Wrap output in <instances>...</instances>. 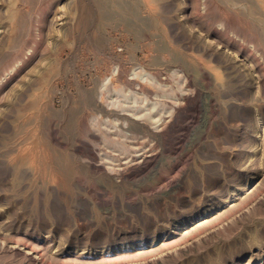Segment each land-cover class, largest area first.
I'll list each match as a JSON object with an SVG mask.
<instances>
[{
	"label": "rangeland",
	"instance_id": "1",
	"mask_svg": "<svg viewBox=\"0 0 264 264\" xmlns=\"http://www.w3.org/2000/svg\"><path fill=\"white\" fill-rule=\"evenodd\" d=\"M263 2L0 0V264H264Z\"/></svg>",
	"mask_w": 264,
	"mask_h": 264
},
{
	"label": "bare ground",
	"instance_id": "2",
	"mask_svg": "<svg viewBox=\"0 0 264 264\" xmlns=\"http://www.w3.org/2000/svg\"><path fill=\"white\" fill-rule=\"evenodd\" d=\"M244 2H245V1H244ZM144 3H145V2H144ZM263 3H264V2H263ZM139 4H140V3H139ZM152 4H153V3H152ZM244 5H245V4H244ZM250 5H251V4H250ZM245 6H246V5H245ZM152 8H153V7H152ZM154 9H155V8H154ZM152 10H153V9H152ZM261 10H262V9H261ZM262 11H263V10H262ZM192 68H193V67H192ZM193 70H194V69H193ZM194 71H195V70H194ZM115 73H116V72H115ZM135 74H136V73H135ZM135 74H134V75H135ZM188 77H189V76H188ZM131 78H132V77H131ZM186 78H187V77H186ZM109 80H110V79H109ZM186 81H187V80H186ZM130 83H131V82H130ZM186 83H187V82H186ZM188 84H189V83H188ZM103 85H104V84H103ZM105 86H106V85H105ZM105 86H104V87H105ZM197 86H199V85H197ZM197 86H196V87H197ZM104 87H103V88H104ZM106 87H107V86H106ZM190 87H191V86H190ZM194 87H195V86H194ZM191 88H192V87H191ZM191 88H190V89H191ZM196 90H197V89H196ZM201 90H202V89L198 90L196 94H195V93H193V94H190V93H189V95H186L185 98H183V99H185V102H187L188 104H189L190 102L193 103V101H194V102H195V100L197 101V97H199V96L201 95V93H202ZM203 90H204V89H203ZM194 91H195V90H194ZM189 92H190V91H189ZM184 94H185V93H184ZM186 94H187V93H186ZM204 98H205V97H204ZM179 99H180V98H179ZM199 99H200V98H199ZM206 100H207V97H206ZM179 102H180V100H179ZM202 102H203V101H202ZM181 103H182V102H181ZM178 104H179V103H178ZM180 105H181V104H180ZM193 105H194V104H193ZM186 106H187V105H186ZM184 108H186V107H184ZM201 108H202V107H201ZM173 109H175V108H173ZM181 109H182V108H181ZM180 112H182V111H180ZM136 114H137V113H136ZM180 115H181V114H180ZM170 116H171V115H170ZM141 117H142V116H141ZM153 117H154V115H153ZM161 117H162V116H161ZM176 117H177V116H176ZM150 118H151V117H150ZM171 118H172V117H171ZM173 118H174V116H173ZM152 119H153V118H152ZM155 119H156V118H155ZM155 121H156V120H155ZM172 121H173V120H172ZM167 122H168V121H167ZM161 124H162V123H161ZM165 124H167V123H165ZM169 124H170V123H169ZM172 125H173V124H172ZM172 125H171V126H172ZM166 126H167V125H166ZM67 127H68V126H67ZM67 127H66V128H67ZM162 127H163V126H162ZM153 128H155V127H153ZM160 128H161V127H160ZM68 129H69V128H68ZM172 129H173V128H172ZM65 137H66V136H65ZM75 141H76V140H75ZM85 143H86V142H85ZM60 144H61V143H60ZM67 144H68V143H67ZM65 145H66V144H65ZM69 145H70V144H69ZM77 145H78V144H77ZM62 146H63V145H62ZM66 150H67V149H66ZM78 153H79V152H78ZM142 154H143V153H142ZM138 155H139V154H138ZM151 156H152V155H151ZM141 157H142V156H141ZM143 157H145V156H143ZM92 158H93V157H92ZM143 159H144V158H143ZM141 160H142V159H141ZM141 160H140V161H141ZM146 160H147V159H146ZM146 160H145V161H146ZM145 161H143V162H145ZM149 161H150V159H149ZM132 162H133V161H132ZM135 162H136V161H135ZM135 162H134V163H135ZM129 163H130V162H129ZM140 164H141V163H140ZM136 165H137V164H136ZM134 167H136V166H134ZM134 167H133V168H134ZM142 167H143V166H142ZM140 170H141V169H140ZM126 172H127V171H126Z\"/></svg>",
	"mask_w": 264,
	"mask_h": 264
}]
</instances>
